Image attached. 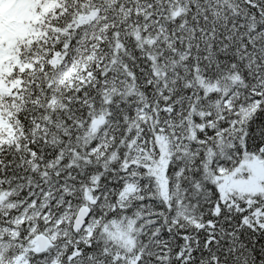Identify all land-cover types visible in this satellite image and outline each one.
Wrapping results in <instances>:
<instances>
[{"label": "snow or ice", "instance_id": "6c2138e0", "mask_svg": "<svg viewBox=\"0 0 264 264\" xmlns=\"http://www.w3.org/2000/svg\"><path fill=\"white\" fill-rule=\"evenodd\" d=\"M0 264H264V0H0Z\"/></svg>", "mask_w": 264, "mask_h": 264}]
</instances>
